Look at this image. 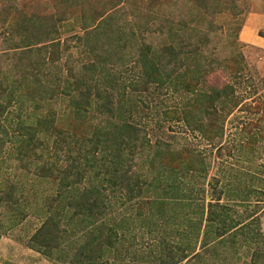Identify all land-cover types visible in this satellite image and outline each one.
Wrapping results in <instances>:
<instances>
[{"label":"trees","instance_id":"obj_1","mask_svg":"<svg viewBox=\"0 0 264 264\" xmlns=\"http://www.w3.org/2000/svg\"><path fill=\"white\" fill-rule=\"evenodd\" d=\"M178 1L147 0V11L152 17L147 18V42L136 50L139 78L122 87L120 78L107 65L115 68L128 56L126 42L129 41L122 28L121 33L106 28L108 21H112L106 20L110 14L104 17V12L92 13V23H99L81 40L85 47L83 52L95 60L85 63L80 71L69 65L66 69L61 66L60 24L49 25L45 17L36 20L21 12H18L21 19H7L0 14V28L7 34L9 49L15 50L10 53L9 61L29 64L23 69L25 74L19 75L20 83L18 76L13 78V72L0 62V165L16 159L25 165L33 164L29 158H34L36 163L42 161L40 174L49 177L57 187L47 218L31 238L33 246L44 255L59 261L68 260L69 264H104L113 254L110 251L124 237L118 233L119 228L129 229L131 224H141L151 232L161 224H173L174 228L161 231L162 237L157 242V247L163 249L159 253L163 255L161 264H264V232L260 218H252L264 207V200L257 202L254 211L244 210L238 221L228 205L222 203L228 190L211 184L213 191L207 206L200 204L195 208V203H200L201 199L190 193L174 198L179 206L177 210L181 211H172L167 199H173L171 194L178 196L179 183L164 186L161 178L180 181L179 177L206 176L208 164L200 155L188 148L171 150L159 144L153 145L149 159L137 146L140 142L144 144L141 131L131 124H118L113 119L100 121L98 126L92 123L96 112L114 114L115 102L119 100L114 92L122 91L127 95L126 89L132 88L142 95L151 87L157 91L184 89L190 97L183 105L167 110L165 117L182 122L209 142L222 138L217 123L230 112L229 105L235 108L241 100L232 95L229 87L222 92L202 88L200 77L213 70L218 60L214 53L206 50L210 33L202 28V22L178 19L176 23L170 21V25L163 23L161 10ZM194 1L206 15L209 10L222 8L207 0ZM62 4L67 11L57 13L59 18L54 19L55 22L81 14L79 0H65ZM18 49H22L19 52L23 56H19ZM229 61L239 63L236 58ZM64 72H67L65 77ZM45 77L48 79L43 81ZM63 101L74 114L73 126L62 121L57 112ZM16 102L20 112L13 114L9 109ZM44 106L51 108L43 111ZM218 108L223 111L227 108V111L223 114ZM22 110L30 112L21 116ZM44 150L45 153L40 154ZM53 154L61 155L63 160L58 156L54 158ZM143 155L145 159L141 161ZM64 159L72 161L66 165ZM143 161L145 166L141 165ZM215 182L218 185L219 179ZM245 189L242 199L244 203H252L255 192ZM14 193L13 184L6 187L0 182V220L4 216L6 223L13 225L25 217L20 210L21 198H14ZM111 203L117 204L119 210L131 204L132 209L137 208L135 219L134 211L130 216L127 209L128 217L110 219ZM242 220L249 222L242 226ZM177 236L179 243L174 244ZM192 239L196 242L194 248L193 244L190 246ZM128 253L126 249L125 254Z\"/></svg>","mask_w":264,"mask_h":264},{"label":"rangeland","instance_id":"obj_2","mask_svg":"<svg viewBox=\"0 0 264 264\" xmlns=\"http://www.w3.org/2000/svg\"><path fill=\"white\" fill-rule=\"evenodd\" d=\"M64 1L0 0V14L7 16V19H21L18 15V12H21L27 16L36 17V20L45 17L46 23L49 25L60 24L59 30L62 37L60 40L62 46L60 47L61 66L63 69H66L68 65L80 68L77 71H80L85 63L95 60L93 56L83 52L85 47L81 40L99 23V21L92 23V13L97 15L104 12V17L110 14L106 20L112 21H108L106 28L110 29L111 27L112 30L120 33V28H122L126 34L124 37H127L129 41L126 42V47L127 45L129 47L126 52L128 56L120 64L115 68L107 65V68L113 69L116 76L120 78V87L138 79L139 68L135 63L137 60L136 53L140 45L147 42V18L151 19L152 17V13L147 11V0H79L82 8L78 17L55 22L54 19L59 18L58 14L61 15L59 12L67 11L65 5L62 4ZM207 1L213 5H220L222 8H214L218 11L209 10V15H206L205 10L200 9L194 0H179L176 5L172 4L163 8L161 13L164 15L163 23L167 22L165 24L170 25V21L176 23L178 19L192 20L194 23L202 22V28L210 33L209 46L206 50L215 54L218 64L214 66L213 70L211 69L206 75L200 77L201 86L204 89L216 88L221 92L223 88L229 87L232 90V95L241 100L235 108L229 105L228 111L230 112L217 123L221 128L222 138L217 137L213 142H209L203 139L199 132H192L182 122L177 123V121L165 117L167 110L183 105L184 101L190 97V94L184 89L157 91L151 87L148 92L146 91L142 95L138 92L135 93L136 91H133L132 88L126 89L127 95L122 91L114 92L115 98L119 99L115 102L114 114L96 112L94 115L96 120L92 123L94 126H98L100 121L106 122L113 119L118 124H131L137 131H141L144 144L142 145L140 142L137 146H140L141 151L147 153L149 159L153 153V145L156 147L160 144L164 148H171V150L183 148L194 150L200 155L204 163L208 164L206 176L179 177L180 181H173L171 177L161 178L163 185L179 183L177 191L173 189L178 196L171 194L173 199H167L172 211L179 209L174 198L190 193L195 197L198 196L202 201L195 203V208L200 207V204L207 206L213 191L210 186L213 184V186L228 190L222 203L228 205L231 215H235L239 221L242 219L240 215L245 212L244 210L254 211L257 202L264 200L262 194L264 191V48L245 43L240 37L242 30L253 22L259 27L257 34L264 39V0ZM115 19L117 20L113 22ZM194 23L191 25L194 26ZM3 30L4 28H0V62L5 69L13 72V78L18 76L20 82L19 75L25 74L23 69H26L29 64L28 62L17 64L9 61L10 53L15 52V50L9 49L8 37L7 34H3ZM130 30L134 33V38L133 33L130 34ZM173 38L174 36L170 37L169 41ZM4 40L7 41L6 44L3 43ZM17 41L20 44V38ZM22 48L24 49V47ZM19 51L22 49H18L17 52L19 56H23L22 52ZM38 56L41 55L38 54ZM234 58L239 61V65L229 61V59L233 60ZM32 60L33 58L30 59L31 62ZM29 75L30 73H27V77ZM66 75L67 72L62 74L64 77ZM40 78L43 77L40 76ZM46 79L48 78L45 77L43 81ZM65 104V101L61 102L57 112L62 121L73 126L72 117L74 118V114L65 107ZM50 108V106L42 107L43 111H49ZM218 109L223 114L227 111V108L224 111L222 108ZM9 110L13 114L19 113V103L16 102ZM29 112L22 110L20 114L22 116ZM1 124H4L3 120H1ZM49 144H52V141ZM45 151H41L40 154H44ZM57 156L63 160L61 155L53 154L54 158ZM144 159L143 155L140 160ZM28 161L33 164L25 165L16 159L0 165V182L6 187H9L10 184L14 185V198H21L20 210L25 215L23 220L15 225L12 222L7 224L6 218L1 216L0 264H69L68 260L59 261L57 258L44 255L42 251L33 246L31 241L32 236L47 218L48 206L53 204V199L58 190L56 185L50 182L49 177L40 174L42 161L36 163L34 158H29ZM71 161L72 159L66 161L64 159L63 164L69 165ZM145 163L143 161L141 165L145 166ZM174 177L176 179L177 175ZM217 179H219L218 185L215 182ZM246 187L255 192L251 199L252 203H244L242 199ZM237 195L239 197H234ZM111 204L110 219L121 220L128 217L127 210L130 216L133 211L135 212H133L135 219L137 208L133 207L132 209L131 204L121 210L118 209L117 204H112V206ZM179 211L181 210H177V212ZM263 211L264 207L257 214H253L252 218L257 216L260 218V225L264 232ZM248 222L249 220H242V226ZM159 226L158 229L155 228L151 232V229L141 224H131L129 229L119 228L118 233L124 237H120L119 245L117 244V247L110 251L113 254L107 257L108 262L104 264H161L160 260L163 255L160 256L159 253L163 249L157 247V242L162 237L161 231L164 232L167 227L172 229L175 226L173 224H161ZM179 239V236L175 237L174 244H178ZM190 241V246L193 244L194 248L195 239ZM126 249H129L128 254H125ZM149 254H151L150 258L147 257ZM140 257L143 259L141 260Z\"/></svg>","mask_w":264,"mask_h":264},{"label":"crops","instance_id":"obj_3","mask_svg":"<svg viewBox=\"0 0 264 264\" xmlns=\"http://www.w3.org/2000/svg\"><path fill=\"white\" fill-rule=\"evenodd\" d=\"M259 27L253 22L245 27L241 32V40L245 43L264 48V39L259 37L257 32Z\"/></svg>","mask_w":264,"mask_h":264}]
</instances>
